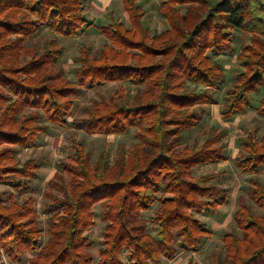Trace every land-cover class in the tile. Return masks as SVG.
Returning <instances> with one entry per match:
<instances>
[{
	"label": "trees",
	"instance_id": "16d2710c",
	"mask_svg": "<svg viewBox=\"0 0 264 264\" xmlns=\"http://www.w3.org/2000/svg\"><path fill=\"white\" fill-rule=\"evenodd\" d=\"M168 28L152 35L140 0H122L129 26L114 18L99 28L110 41L93 54L86 45L76 56V81L59 64L64 48L54 39L41 50L27 40L46 27L74 37L87 23L84 0H0V247L15 263L32 253L30 264H94L87 231L101 204L106 222L96 264H158L179 248L197 249L209 234L194 212L218 209L227 200L219 173L194 169L227 160L222 133L211 129L202 144L182 145L185 130L200 125L206 105L218 103L225 71L214 57L233 51L235 30L250 34L238 53L243 70L222 96L225 121L254 109L264 118V0H160ZM120 82L109 98L95 100L71 125L89 134H124L137 129L130 150L120 145L113 162L105 151L91 161L86 144L74 140L76 158L62 162L44 192L47 239L36 199H21L39 176L34 158H14L52 126L69 125L83 87ZM127 85H135L129 95ZM251 175L249 196L241 195L223 251L207 264H264V132H250L235 159ZM5 196L8 203L5 202ZM155 203L158 235L143 212ZM188 264H197L190 260Z\"/></svg>",
	"mask_w": 264,
	"mask_h": 264
},
{
	"label": "rangeland",
	"instance_id": "374dc122",
	"mask_svg": "<svg viewBox=\"0 0 264 264\" xmlns=\"http://www.w3.org/2000/svg\"><path fill=\"white\" fill-rule=\"evenodd\" d=\"M140 2L144 9V23L152 35L159 34L168 28L167 21L159 11L160 0H140ZM84 8L87 23L78 35L67 38L43 27L25 43L26 46L33 45L43 50L49 46L51 41L56 39L58 44L64 48L59 64L63 67L66 76L73 82L76 81L75 69L79 65L76 63L75 58L80 54L82 48L89 45L93 49V54L98 55L105 45L110 44V41L101 34L99 28L110 22L112 18L129 26L128 14L123 9L122 0H84ZM250 40V34L235 30L233 51L214 57L221 63L225 71V81L218 90V103L206 105L201 124L193 129L185 130L182 138L183 146L193 143L202 145L211 136L210 131L212 128L222 133L220 143L225 146L227 160L197 167L194 169V174L219 173L222 186L227 192V200L218 209L205 208L202 211L194 212L209 231V234L203 238L197 249L179 248L178 253L173 258H163L158 264H188L190 260H194L197 264L210 263L213 253L217 254L223 251V236L233 228L234 213L238 207L239 197L244 195L246 200L252 203L249 196L251 175L237 169L235 159L240 150L241 142L248 133L255 131L258 138L261 137L264 132V118L258 117L254 109H249L230 121H225L221 116L222 96L225 94L226 89L232 85L236 74L243 70L238 58L240 47L242 44L249 43ZM121 85L123 84L120 82H108L95 88L83 87L75 99L68 126H52L46 133L39 135L33 146L16 148L14 154L16 160L24 162L29 158H34L39 166V176L28 184V188L22 191H13L19 199L29 193L35 196L39 222L43 229V243L48 237V216L44 212L46 202L44 192L48 189L49 181L54 178L56 172L61 171V163L75 160L77 155L73 146L74 140L86 144V150L90 153L92 162L97 160L102 150L107 153L110 161L113 162L117 148L120 145L130 150L138 142L136 128H131L124 134L102 135L89 134L71 125L76 117L84 116L86 106L103 97L109 98L120 89ZM124 86L127 87V91L132 98L136 86L127 84H124ZM263 97L264 90L255 95L254 104L258 105ZM259 175L264 181V168L259 170ZM6 189L9 188L3 185L0 186V191ZM5 202L8 203L6 196ZM157 208L158 203H155L150 210L143 212V217L148 222V230L154 236L158 235V227L155 222ZM254 208L255 212H262L256 205H254ZM94 210L96 212L95 225L87 231V235L93 243L91 250L94 255V264H96L102 246L106 222L101 219L102 205L96 204ZM32 256L33 254L29 253L24 256L21 262L15 263L0 247V264H30Z\"/></svg>",
	"mask_w": 264,
	"mask_h": 264
},
{
	"label": "crops",
	"instance_id": "0c3cea01",
	"mask_svg": "<svg viewBox=\"0 0 264 264\" xmlns=\"http://www.w3.org/2000/svg\"><path fill=\"white\" fill-rule=\"evenodd\" d=\"M124 9V8H123Z\"/></svg>",
	"mask_w": 264,
	"mask_h": 264
}]
</instances>
